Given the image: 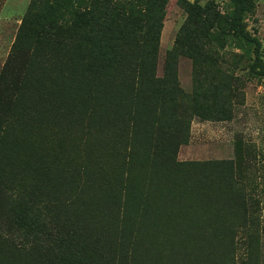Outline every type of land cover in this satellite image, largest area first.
<instances>
[{"label": "rangeland", "instance_id": "obj_1", "mask_svg": "<svg viewBox=\"0 0 264 264\" xmlns=\"http://www.w3.org/2000/svg\"><path fill=\"white\" fill-rule=\"evenodd\" d=\"M9 1L10 19L0 21L1 205L11 209L24 186L44 178L42 204L78 228L70 236L80 248L71 250L79 256L63 263L55 256L48 261L42 249L36 262L6 251L0 262L225 264L230 255L237 264H248L252 247L251 264H264V76L246 69L241 51L230 42L220 48L213 38L232 13L230 0H189L200 11L198 21L189 4L165 0L156 70L161 77L170 69L185 96L181 109L190 129L177 161L230 162V179L245 187L243 197L232 183L223 182L222 165L213 172L199 167L178 174L155 172L144 159L140 127L133 135L132 156L118 153L120 139L128 136L120 112L105 142L104 129H88L82 116L69 122L49 106V93L39 97L34 72L21 89V78L5 65L31 0H0L1 14ZM144 1V10L156 6ZM245 22L262 44L264 61V0H254ZM59 150L65 151L60 157ZM38 160L52 165L48 176L37 173ZM27 191L32 198L33 190ZM243 204L249 211L255 208L258 227L247 226ZM256 231L258 238H252Z\"/></svg>", "mask_w": 264, "mask_h": 264}, {"label": "trees", "instance_id": "obj_2", "mask_svg": "<svg viewBox=\"0 0 264 264\" xmlns=\"http://www.w3.org/2000/svg\"><path fill=\"white\" fill-rule=\"evenodd\" d=\"M149 1L156 6L144 10V0H31L5 69L21 78V89L28 85L26 80L34 72L32 85L39 97L46 98L49 93V106L57 107L69 122L82 116L88 129L97 125L104 129L100 132L105 134V142L120 112L128 136L120 139L123 145L118 153L132 156L133 135L140 127L144 135V159L155 172L178 174L186 168L198 167L213 172L212 167L222 165L223 182L232 183L243 197L245 187L233 177L230 179V162L185 165L177 161L178 149L188 141L190 123L181 109L185 96L173 72L169 69L163 76L157 75L165 0ZM182 1L191 6L194 19L200 20L195 5L189 0ZM230 2L233 10L225 28L213 38L220 48L230 42L241 51L242 65L264 76L262 44L247 30L245 22V14L254 0ZM58 152L60 157L65 151ZM51 167L43 160L36 163L37 173L45 176L50 174ZM46 183L43 178L33 181L34 187L24 186L25 190L16 194L17 204L9 210L0 201V255L6 251L16 258L36 262L43 250V257L49 261V256H55L54 261L59 263L66 257L79 256L71 250L80 248L77 245L80 242L75 243L74 236H70L78 228L49 214V208L42 204L45 196L41 186ZM29 188L33 190L32 198L25 195ZM243 205L247 226L258 227V219L253 217L255 208L250 206L251 215L246 204ZM251 236L258 238V232ZM254 253L249 247L248 264ZM225 261L237 264L230 255Z\"/></svg>", "mask_w": 264, "mask_h": 264}, {"label": "crops", "instance_id": "obj_3", "mask_svg": "<svg viewBox=\"0 0 264 264\" xmlns=\"http://www.w3.org/2000/svg\"><path fill=\"white\" fill-rule=\"evenodd\" d=\"M9 3H10V1L8 2V4L6 5V3L3 5V9H2V14L0 13V21H5V20H8V19H10V17L8 16V18H7V16H6V14H11L10 12H8V10H7V8H8V6H9Z\"/></svg>", "mask_w": 264, "mask_h": 264}]
</instances>
